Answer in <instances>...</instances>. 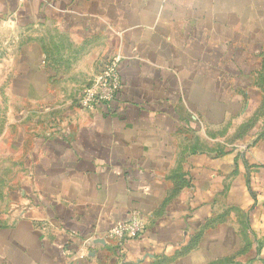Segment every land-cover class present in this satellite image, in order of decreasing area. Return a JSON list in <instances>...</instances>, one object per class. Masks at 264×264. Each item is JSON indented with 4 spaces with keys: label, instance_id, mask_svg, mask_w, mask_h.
<instances>
[{
    "label": "crops",
    "instance_id": "obj_1",
    "mask_svg": "<svg viewBox=\"0 0 264 264\" xmlns=\"http://www.w3.org/2000/svg\"><path fill=\"white\" fill-rule=\"evenodd\" d=\"M263 47L264 0H0V264H264Z\"/></svg>",
    "mask_w": 264,
    "mask_h": 264
},
{
    "label": "built area",
    "instance_id": "obj_2",
    "mask_svg": "<svg viewBox=\"0 0 264 264\" xmlns=\"http://www.w3.org/2000/svg\"><path fill=\"white\" fill-rule=\"evenodd\" d=\"M120 58L108 60L99 76L84 89L79 105L84 110L113 102L121 87L119 73ZM146 223L138 213H132L129 219L117 224L106 235L107 241H128L139 239L144 233Z\"/></svg>",
    "mask_w": 264,
    "mask_h": 264
},
{
    "label": "rangeland",
    "instance_id": "obj_3",
    "mask_svg": "<svg viewBox=\"0 0 264 264\" xmlns=\"http://www.w3.org/2000/svg\"><path fill=\"white\" fill-rule=\"evenodd\" d=\"M258 51H262V46L258 47ZM258 62H259V60H258ZM258 62L256 63V65L258 64ZM259 64H261V68H260L261 76L258 79V81L260 83V87L264 88V52L261 54V61L259 62Z\"/></svg>",
    "mask_w": 264,
    "mask_h": 264
}]
</instances>
